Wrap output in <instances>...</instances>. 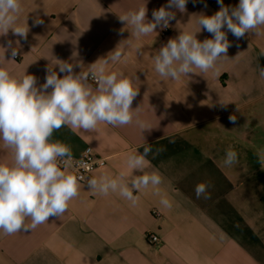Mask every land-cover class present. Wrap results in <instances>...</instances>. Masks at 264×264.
Wrapping results in <instances>:
<instances>
[{
    "label": "crops",
    "instance_id": "0c3cea01",
    "mask_svg": "<svg viewBox=\"0 0 264 264\" xmlns=\"http://www.w3.org/2000/svg\"><path fill=\"white\" fill-rule=\"evenodd\" d=\"M20 2L17 26L28 27L27 38L11 29L0 34V67L18 78L35 76L40 88L49 68L59 78L67 74L58 63L72 64L78 75L122 47L124 58L108 71L138 80L132 108L150 128L142 130L136 119L122 127L100 124L85 133L65 126L52 140L70 146L74 158L87 146L104 156L106 165L90 178L128 173L127 155L150 145L146 171L161 174L160 187L173 207L164 209L150 190L134 191L140 199L132 206L118 193L93 195L81 182L79 196L61 217H50L33 231L6 235L0 230V264H264V170L257 156L264 149V26L240 39L225 26L231 45L227 57L214 70L195 69L173 81L154 71L152 58L182 31L197 32L201 42L212 39L203 27L199 31L198 19L219 11L218 0H188L185 12L167 8L169 0ZM223 3L231 9L239 0ZM144 5L147 21L162 6L175 19L136 39L119 15ZM12 49L17 56L12 57ZM89 83L98 86L91 78ZM230 147L238 163L226 167L223 159ZM13 162L12 150L0 140V164ZM200 183L209 185L210 199L197 198ZM149 232L159 241L149 243Z\"/></svg>",
    "mask_w": 264,
    "mask_h": 264
},
{
    "label": "clouds",
    "instance_id": "9594fccd",
    "mask_svg": "<svg viewBox=\"0 0 264 264\" xmlns=\"http://www.w3.org/2000/svg\"><path fill=\"white\" fill-rule=\"evenodd\" d=\"M187 2L169 0L167 8L185 12ZM218 3L220 10L214 15H201L198 19L199 31L203 27L213 35L212 39L201 42L196 38L197 32L182 31L155 54L154 71L161 78L179 81L182 76L195 73V69L202 73L214 70L217 61L227 57L231 46L222 30L225 26L237 39L246 33L258 34L257 30L264 26V0H239L231 9L224 6L223 0ZM22 11L20 0H0V34L6 35L11 29L14 35L27 38L28 27L17 26ZM146 13L144 5L119 15L120 21L131 27L136 39L154 33L158 26L167 28L175 19V14L163 6L153 11L152 21L146 20ZM140 49L138 45L136 52ZM11 55L15 57L17 51L12 49ZM124 56V48L117 47L107 58L100 59L99 64H92L88 71L78 75L73 74L72 64L60 62V72L67 74L59 78L49 68L46 82L40 88L36 86L35 76L25 74L18 78L0 67V140L14 156L11 166L0 164V230L4 234L33 231L49 222L50 217H61L80 194L81 181L85 178L68 171L73 167V153L67 144L52 140L55 131L67 126L74 132H93L100 124L122 127L132 124L134 119L142 130L150 129L132 108L139 94L134 82L138 80L122 72L108 71L110 64L120 62ZM260 76L264 77V69H260ZM90 78L97 87L89 83ZM229 119L236 121L235 116ZM87 152H92V148ZM151 152L148 145L142 153L135 150L129 153L128 173L121 172L116 178L102 173L87 179L89 192L101 196L118 193L135 206L140 197L134 191L150 190L160 197L159 204L170 210L173 204L160 187L163 177L156 170L146 171L151 166L147 158ZM257 156L264 170V149ZM237 163L238 154L230 147L223 165L232 167ZM134 172L141 174L134 175ZM208 187L206 183L198 184L197 198L210 199ZM29 218L31 223H26Z\"/></svg>",
    "mask_w": 264,
    "mask_h": 264
},
{
    "label": "built area",
    "instance_id": "2783aa9c",
    "mask_svg": "<svg viewBox=\"0 0 264 264\" xmlns=\"http://www.w3.org/2000/svg\"><path fill=\"white\" fill-rule=\"evenodd\" d=\"M88 148L91 147H85L80 157L74 158L73 167L69 169L73 174L77 176H83L85 178L81 182H87V179L91 177L93 171L103 168L106 165V158L104 156L98 155L93 150L89 153L87 152ZM146 240L149 243H156L159 241V237L157 234L149 232L146 233Z\"/></svg>",
    "mask_w": 264,
    "mask_h": 264
}]
</instances>
